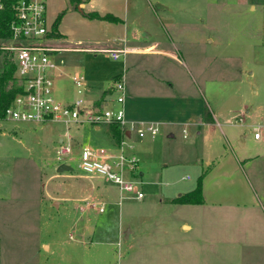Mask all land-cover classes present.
<instances>
[{
	"label": "rangeland",
	"instance_id": "374dc122",
	"mask_svg": "<svg viewBox=\"0 0 264 264\" xmlns=\"http://www.w3.org/2000/svg\"><path fill=\"white\" fill-rule=\"evenodd\" d=\"M75 1L48 0L50 45L97 47L94 39H106L108 32L83 18ZM150 1L152 6L138 1L141 14L203 15L198 26L213 40L205 44L209 60L203 91L207 111L216 119L199 128L160 126L153 138L132 133L128 142L137 165L131 178L144 198L122 204L114 185H99L83 177L75 160L58 159L61 125L0 120V176H43L38 188L19 190L11 207L0 203V245L5 247L0 264H264V0H159L166 9ZM119 2L132 12L133 0ZM59 16L58 28L66 35L61 40L52 35ZM100 51L56 52L55 57L96 72L91 74L96 78L100 67H118L123 59L114 62ZM7 58L0 50V68ZM187 76L178 68L179 81ZM62 94L58 89L61 102ZM241 105L255 109L240 114ZM253 127H259L260 141L254 140ZM75 134L69 136L77 152L81 143ZM61 163L73 170L58 172ZM202 173L204 203L175 204L172 198L193 189ZM45 176L55 177L47 181ZM93 200L104 202L103 213L92 209ZM259 201L262 209L254 205ZM34 206L41 207L39 215L28 210ZM132 215L133 241L119 236L121 218ZM182 222L194 224L193 229L184 230ZM221 222L226 225L219 230ZM235 223L241 235L234 238ZM37 235L46 246L31 259ZM127 245L133 246L130 252Z\"/></svg>",
	"mask_w": 264,
	"mask_h": 264
},
{
	"label": "crops",
	"instance_id": "0c3cea01",
	"mask_svg": "<svg viewBox=\"0 0 264 264\" xmlns=\"http://www.w3.org/2000/svg\"><path fill=\"white\" fill-rule=\"evenodd\" d=\"M77 1L78 2L75 1L76 7L79 9L82 17L97 28L106 29L109 37L106 39H94L95 41L92 43L96 44L97 47L93 48L69 47L58 44L57 47L64 49L58 52H76L78 50H83V52L91 50L101 52L100 50L103 49H119L122 47H128L130 51L123 57L120 66H112L107 70H102L103 68L100 67L97 72L98 76H96L98 79L91 75L92 73L96 75V72L77 69L75 66L67 64L62 58H58V60L64 61V65L62 67L63 73L60 76H56L54 79V92L57 99L58 89L62 88L63 94L61 95V99L64 103H69L77 97H82L87 105H96L103 102L107 103L108 106H112V108H117L118 105L114 100L116 93L109 90L108 86L115 78L122 76L126 86L124 109L125 117L128 121L155 122L159 125L160 129V126L170 128L176 124L183 127L194 126L199 128L208 126L216 119L214 113L213 115L211 114L212 121L206 119L207 107L203 86L208 68L209 55L205 44L213 42V40L210 39L208 35H204L202 26H198V24H204L205 19L203 15L178 14V16H175L174 14H153L152 17V14L140 13L141 10L138 1L142 2L143 0H133L132 12H129L126 7L122 8L119 0H111V3L108 5L104 4V6L100 5L99 0ZM147 2L150 6L153 5L150 0H147ZM157 2L160 1H154L157 8H167ZM255 8L256 6L254 4L250 5L251 10H255ZM151 11L154 12V9L151 8ZM90 13H97L99 17H88L87 14ZM105 15H112L116 17L117 20L111 21L101 18ZM152 20H154V22ZM57 30L58 35L61 36L59 40L66 38V35L59 30L58 26ZM183 49L186 51V57H184ZM95 58L93 60L94 63ZM111 59L114 62L118 61V59ZM178 68H183V71L187 73L188 76L186 77V81H179ZM74 72L80 73L84 77V86L81 95L77 94L71 78ZM94 82L98 84L95 85ZM254 109L255 107H253V105L251 107L241 105L238 110L240 114L243 113L248 115L253 112ZM240 119L242 120V117L239 116V120ZM258 128L259 127H253L254 132L259 131ZM73 130L81 144L77 152H74L73 149L74 157L72 160L76 161L81 147L85 144L103 146L116 150V145L119 140L117 141L112 134L110 124L94 127L88 124H73L69 128V134L71 131L73 133ZM61 132L64 133V127ZM124 133L122 137L128 142L131 134L136 132L125 131ZM197 133L199 134V132ZM259 133L260 136L259 138H254L255 141L261 140L262 133L260 131ZM62 137L63 136H60L58 138L59 144ZM76 140L77 139H75V141ZM76 142L75 146L77 145ZM128 143L131 144L130 142ZM131 145L133 146V144ZM244 145L245 141L242 140L241 146ZM133 148L134 146L132 148H126V153L128 155H133ZM262 153L264 154V151H262ZM237 159L236 157V160ZM237 161H239V159ZM82 175L87 178H95L99 185L102 184L101 181H106L100 177ZM42 177L43 176H0V203L7 207H11L19 190H26L29 186L38 188V183H40ZM45 177L47 181H51L55 176ZM220 177H223L225 180L226 177L230 178L231 176ZM32 181L34 184L30 185ZM114 186L118 192L119 204H122L123 201H133L137 203L144 198L136 200L127 196L120 200L119 190L116 185ZM99 193H101L102 197L106 194L103 188ZM180 194L182 193L178 195ZM261 194L264 199V191H262ZM178 195L174 196L172 200ZM239 195L240 193L236 191L235 197ZM101 196L100 198H102ZM92 202L104 204L102 200H93ZM259 202L260 203L257 202V204L254 203V205H258L257 207L262 209L260 205L261 201ZM238 204L239 202L235 201V205L238 206ZM92 209L98 212L96 208ZM28 210L31 213L33 212L39 215L41 207L38 210L37 207L34 206ZM131 218L133 219L134 216H129L126 219L121 218L119 236L122 235L125 238V233L129 230L128 238L133 241L135 238L133 236V227L130 223ZM225 225L226 224L222 222L219 223L218 229H224ZM180 226H183L184 230H192L194 224L182 222ZM236 229H238V227L235 223L234 232L232 233L234 238L235 236H239V234L241 235L240 232H235ZM128 238L125 239L127 240ZM201 238L202 236L198 239ZM42 240L43 239L37 235L34 246L30 249L31 259H33V257L36 258V256L38 257L40 251L39 246H41V248L46 246ZM127 246L126 252H130L133 246ZM0 250L1 253L5 252V247H1L0 245Z\"/></svg>",
	"mask_w": 264,
	"mask_h": 264
},
{
	"label": "built area",
	"instance_id": "2783aa9c",
	"mask_svg": "<svg viewBox=\"0 0 264 264\" xmlns=\"http://www.w3.org/2000/svg\"><path fill=\"white\" fill-rule=\"evenodd\" d=\"M4 5L0 0V8ZM48 0H13L11 9L13 18L9 22L10 37L0 42V50L6 51L16 64V75L22 87L10 105L6 108L4 119L14 123H33L46 125L56 123L64 127L60 142L58 159H73V150L69 128L73 124L99 126L117 123L125 131H134L140 138L155 137L159 125L155 122L128 121L125 117L124 102L126 96L125 81L122 76L110 82L108 88L115 92L117 108L107 103L87 105L82 97L72 102L59 101L54 92V79L63 73V60H58L55 53L63 48L50 45L48 34L51 28L47 24ZM113 59L124 57L130 49H103ZM77 94L81 95L84 77L77 72L71 75ZM124 136V135H123ZM259 131L254 138H259ZM124 137L116 150L103 146L85 144L76 158L78 168L86 176H95L117 186L120 200L131 197L141 200L144 197L137 183L131 178L136 169L137 160L128 155L126 148H132ZM98 212L104 211L103 203H92Z\"/></svg>",
	"mask_w": 264,
	"mask_h": 264
},
{
	"label": "trees",
	"instance_id": "16d2710c",
	"mask_svg": "<svg viewBox=\"0 0 264 264\" xmlns=\"http://www.w3.org/2000/svg\"><path fill=\"white\" fill-rule=\"evenodd\" d=\"M13 0H3V7L0 8V42L7 41L10 37L9 22L13 18L11 4ZM88 17H99L97 13L87 14ZM103 19L116 21L117 18L112 15H105ZM60 16L55 20L52 27V35L58 36L57 26ZM22 90L16 75V64L11 59L2 61L0 68V120L4 118L5 110L10 105L14 97ZM206 119L212 121V115L207 111ZM110 130L116 140H120L123 135L121 126L117 123L110 124ZM204 173L197 178L196 186L188 192L182 193L172 201L178 204H201L204 202L203 195Z\"/></svg>",
	"mask_w": 264,
	"mask_h": 264
},
{
	"label": "water",
	"instance_id": "95a60500",
	"mask_svg": "<svg viewBox=\"0 0 264 264\" xmlns=\"http://www.w3.org/2000/svg\"><path fill=\"white\" fill-rule=\"evenodd\" d=\"M72 170H73V167L71 165H69V164H66V163H61L57 167V171L58 172L72 171ZM128 233H129V230L126 231L125 238H128Z\"/></svg>",
	"mask_w": 264,
	"mask_h": 264
}]
</instances>
